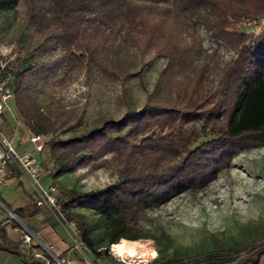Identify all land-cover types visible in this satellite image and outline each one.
Returning a JSON list of instances; mask_svg holds the SVG:
<instances>
[{
	"label": "trees",
	"instance_id": "1",
	"mask_svg": "<svg viewBox=\"0 0 264 264\" xmlns=\"http://www.w3.org/2000/svg\"><path fill=\"white\" fill-rule=\"evenodd\" d=\"M0 13L9 26L11 14L19 18L20 50L24 36L31 43L23 68L13 50L9 87L16 116L31 132L49 134L45 147L52 180L79 167H116V178L104 186L68 187L64 198H57L60 212L92 254L107 252L121 238H139L138 220L147 210L204 188L237 151L264 145V22L256 32L236 26L242 16L264 20V0H0ZM200 25L234 52L219 66L215 85L207 84L214 54L202 45ZM157 56L166 62L153 88L140 107L127 105L119 117L86 124L83 111L54 94L81 72L125 81ZM2 129L6 132L3 124ZM4 204L32 230L20 215L22 207ZM27 205L28 216L38 211L34 198ZM76 207L105 220L103 250ZM9 223L24 231L16 219ZM130 243L119 245L136 247ZM0 250L16 254L23 264H57L40 243L26 246L22 238H11L3 219ZM34 250L46 259L36 258ZM263 253L264 244H256L246 255L208 264H256ZM156 257L153 264L175 261Z\"/></svg>",
	"mask_w": 264,
	"mask_h": 264
},
{
	"label": "rangeland",
	"instance_id": "2",
	"mask_svg": "<svg viewBox=\"0 0 264 264\" xmlns=\"http://www.w3.org/2000/svg\"><path fill=\"white\" fill-rule=\"evenodd\" d=\"M11 15L9 26L5 15L0 13V53L16 51L20 56L18 68H23L28 62L27 52L31 49V43L24 36L21 42L22 49L18 48L15 40L19 18ZM263 22L262 17L259 20H248L242 16L236 26L240 30L256 32ZM198 33L202 45L214 54V72L210 71L207 84L215 85L219 66L232 57L233 48L227 41H217L215 37L214 39L210 37L204 25L198 27ZM47 54L48 52L45 53ZM165 62V57H154L140 74L133 75L125 81L99 76L87 78L84 72H81L65 87L56 89L54 94L62 96L67 107L83 111V121L86 124L98 123L105 117H119L127 105L140 107L143 104L147 92L153 88ZM39 97L43 103L48 101L46 95L42 93ZM12 102L13 98H10L9 103L13 105ZM53 134L66 136L60 132ZM41 158L43 173H47L49 156L46 151L41 153ZM49 168L52 170V167ZM115 178L114 165L95 171L79 167L58 178L55 182L58 184L56 196L61 200L68 187L94 189ZM2 204L4 207L0 212L2 218H14L18 221L17 216ZM76 210L86 215L91 224L93 237L99 241V246L103 250L102 247L106 243L103 237L106 229L105 220L92 209L76 207ZM138 222L141 230L140 237L135 239L136 244L151 242L156 249L157 260L171 258L175 260L171 264H208L214 261L221 263L223 259L230 260L246 255L254 245L264 244V145L237 151L229 167L221 170L204 188L188 190L161 206L147 210ZM19 223L24 231L30 230L23 222ZM7 227L12 238H22L24 231L13 229L10 225ZM33 228L30 232L34 242L41 245L48 247L64 234L71 238L73 244L75 243L71 224L55 216L54 221L49 220L45 227ZM39 230L40 233L37 232ZM124 241L125 238L121 240ZM54 250L55 247L52 245L51 251Z\"/></svg>",
	"mask_w": 264,
	"mask_h": 264
},
{
	"label": "built area",
	"instance_id": "3",
	"mask_svg": "<svg viewBox=\"0 0 264 264\" xmlns=\"http://www.w3.org/2000/svg\"><path fill=\"white\" fill-rule=\"evenodd\" d=\"M16 52L8 50L7 52L0 53V186L6 178L7 167L13 165L21 174H23L32 184L34 191V200L38 207L48 208L52 210L56 217L64 221L65 218L60 212V206L57 200L56 193L58 192V185L53 181L44 184L42 181L43 165L39 157L33 154L35 152H42L46 146V140L49 134L30 132L29 141L31 150H19L12 137L9 136L2 129V117L6 111L10 112L16 123L20 121L17 116L12 112L13 105L9 103V99L13 98L12 91L9 87L11 79V70L15 65ZM72 226L75 243L73 248L83 251L85 254L91 253L90 249L79 238L77 230L72 222H68ZM123 239V238H121ZM112 242L108 245L107 251L113 255L116 260L124 264H153L157 252L151 242H139L136 244L135 251L129 253L125 250H120L118 244ZM127 241L137 242L136 240L126 239ZM22 242L28 245L34 242L33 235L28 231L22 234ZM42 247L50 252L49 254L54 257L57 264H68L66 260L59 258L51 251L52 245L48 247L42 244ZM34 256L38 259H46L42 250H34Z\"/></svg>",
	"mask_w": 264,
	"mask_h": 264
},
{
	"label": "crops",
	"instance_id": "4",
	"mask_svg": "<svg viewBox=\"0 0 264 264\" xmlns=\"http://www.w3.org/2000/svg\"><path fill=\"white\" fill-rule=\"evenodd\" d=\"M12 109H13L12 112L16 115L14 108ZM17 118L20 119L19 117ZM1 121L4 129L6 130L8 135L12 137L13 141L16 143L19 150H31V144L29 141V134L31 131L28 128V126L23 122L22 119H20V121L16 123V120L13 118L12 114L6 111ZM43 151L47 152V148L45 147ZM42 152L33 151V154L39 157L42 161L41 158ZM47 166H48L46 171L47 173L44 172L42 176V181L44 184H48L51 181L53 182L50 175L51 169L49 168L52 167V162L49 158H48ZM31 198H34V191L31 182L23 174H21L13 165H9L7 167L6 178L2 183V185L0 186V202H1L0 212L3 211L2 209H4V207L1 206L2 203L4 204V201L9 205H11L12 207H22L20 210V215L27 220L32 230L34 229L33 228L34 226L36 228L45 227L49 220L53 222L54 216L56 217V215L52 210L48 208L39 207L38 211L34 213L32 216L27 215V209H28L27 202ZM2 217L3 216L0 215V219H3L4 222H6V227L10 225L9 223L10 219L9 218L5 219V217L4 218ZM13 229H17V228H13ZM7 231H8V227H7ZM40 231L41 230L37 232L40 233ZM72 244L73 242L71 238H69L66 234L62 235L61 238H57L53 243H51V245L55 247L53 254L59 258L67 260L68 264H124L116 260V258L113 255H111L108 251L102 252L99 255H94L92 253L85 254L83 251L79 249H75V248L73 249ZM0 264H23V263L20 260V257L17 256L16 254L12 252H5L0 250ZM256 264H264V253L260 256V259Z\"/></svg>",
	"mask_w": 264,
	"mask_h": 264
},
{
	"label": "bare ground",
	"instance_id": "5",
	"mask_svg": "<svg viewBox=\"0 0 264 264\" xmlns=\"http://www.w3.org/2000/svg\"><path fill=\"white\" fill-rule=\"evenodd\" d=\"M125 242H128V243H130V242H132V241H124V242H121V243H125ZM120 243V242H119ZM119 245V244H118ZM132 247V246H131ZM119 249L120 250H125V251H127V252H129V253H133L134 251H135V248L133 247V248H129V247H125V246H121V247H119Z\"/></svg>",
	"mask_w": 264,
	"mask_h": 264
},
{
	"label": "water",
	"instance_id": "6",
	"mask_svg": "<svg viewBox=\"0 0 264 264\" xmlns=\"http://www.w3.org/2000/svg\"><path fill=\"white\" fill-rule=\"evenodd\" d=\"M17 219H18L19 222H21V221L19 220V218H17Z\"/></svg>",
	"mask_w": 264,
	"mask_h": 264
}]
</instances>
